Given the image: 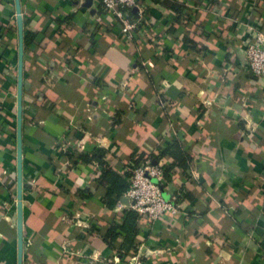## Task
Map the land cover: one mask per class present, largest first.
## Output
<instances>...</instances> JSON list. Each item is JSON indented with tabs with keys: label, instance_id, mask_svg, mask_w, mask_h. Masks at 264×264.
I'll return each instance as SVG.
<instances>
[{
	"label": "crops",
	"instance_id": "obj_1",
	"mask_svg": "<svg viewBox=\"0 0 264 264\" xmlns=\"http://www.w3.org/2000/svg\"><path fill=\"white\" fill-rule=\"evenodd\" d=\"M3 1L0 24L17 35L0 42V264H18L19 35L15 0ZM171 1L179 19L152 2L130 41L101 0H24L27 27L45 34L24 54L23 264H264V83L243 57L264 0ZM173 138L188 168L159 160L180 211L140 216L123 257L103 234L127 204L108 209L101 168L79 156L105 148L124 174Z\"/></svg>",
	"mask_w": 264,
	"mask_h": 264
},
{
	"label": "built area",
	"instance_id": "obj_2",
	"mask_svg": "<svg viewBox=\"0 0 264 264\" xmlns=\"http://www.w3.org/2000/svg\"><path fill=\"white\" fill-rule=\"evenodd\" d=\"M101 3L104 6L106 17L120 27L121 33L127 40H133L148 21L150 3L145 0H101ZM4 36L5 32L0 25V42ZM243 57L244 67L264 83V28L261 25L249 26ZM128 170L131 175L125 196L128 197L129 204L125 206L119 202L120 206L133 209L140 216L153 220L179 213L180 194L166 197L164 193L165 166L161 161L154 162L148 155L142 163L129 167ZM136 260L130 261L138 264ZM110 264L124 263L122 258L116 256Z\"/></svg>",
	"mask_w": 264,
	"mask_h": 264
},
{
	"label": "trees",
	"instance_id": "obj_3",
	"mask_svg": "<svg viewBox=\"0 0 264 264\" xmlns=\"http://www.w3.org/2000/svg\"><path fill=\"white\" fill-rule=\"evenodd\" d=\"M5 4L3 0H1ZM149 3L155 2L160 3L165 6L173 8L179 15L182 14L185 10L182 4L171 1V0H145ZM24 0H21L23 6ZM132 14L135 15V12L132 11ZM2 30H4L5 35L11 38H14L17 35L16 26H6L0 24ZM44 32H38L31 30L27 27V20L24 21V50L25 55L30 50H33L36 45L44 36ZM5 45V44H4ZM195 43L193 44V46ZM105 148H96L93 151L82 153L79 158L83 162H96L101 168V173L97 178L99 185L105 188V194L103 196V203L108 209H113L116 207V204L122 200L126 191L129 187V178L131 172L127 170L124 174L119 173L114 168H112L106 157ZM69 156H72L71 152L67 153ZM163 155H170L174 158V163L182 166L184 169L188 168V161L190 160V155L183 148L181 141L178 138H173L170 142L165 144V147L161 150L160 154H150V158L154 162H159L160 158ZM145 160L143 153L138 154L137 156L133 155L129 167H135ZM165 176L168 177V171L165 169ZM140 215L133 209L127 208L124 211L121 220L112 219L109 227L103 234L104 240L112 248H117L120 254L124 257L129 251L137 250L136 237L139 233V220ZM94 230H101L99 225H93Z\"/></svg>",
	"mask_w": 264,
	"mask_h": 264
},
{
	"label": "water",
	"instance_id": "obj_4",
	"mask_svg": "<svg viewBox=\"0 0 264 264\" xmlns=\"http://www.w3.org/2000/svg\"><path fill=\"white\" fill-rule=\"evenodd\" d=\"M17 26L19 35V60L17 83V231L18 264H23L24 254V214H23V110H24V17L21 0H15ZM122 200L129 204L127 196Z\"/></svg>",
	"mask_w": 264,
	"mask_h": 264
}]
</instances>
